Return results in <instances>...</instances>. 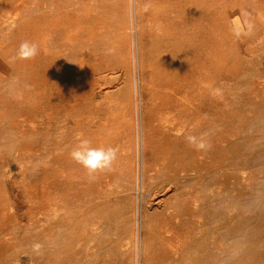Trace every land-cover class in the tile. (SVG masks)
<instances>
[{"label": "rangeland", "instance_id": "obj_1", "mask_svg": "<svg viewBox=\"0 0 264 264\" xmlns=\"http://www.w3.org/2000/svg\"><path fill=\"white\" fill-rule=\"evenodd\" d=\"M0 264H264V0H0Z\"/></svg>", "mask_w": 264, "mask_h": 264}, {"label": "clouds", "instance_id": "obj_2", "mask_svg": "<svg viewBox=\"0 0 264 264\" xmlns=\"http://www.w3.org/2000/svg\"><path fill=\"white\" fill-rule=\"evenodd\" d=\"M235 35L239 38L240 33ZM110 51H114L110 50ZM39 54V46L31 41H23L17 51L19 59H34ZM214 95H219V90L214 92ZM78 143L70 152L71 159L81 165L87 172L88 176L92 177L98 172L111 171L114 162L117 160L118 149L111 146L93 147L90 140L83 137V134H78ZM186 144L195 150H206L210 147L207 142L206 134L186 135L184 137ZM33 251L37 255H43V245L36 242L32 245Z\"/></svg>", "mask_w": 264, "mask_h": 264}, {"label": "bare ground", "instance_id": "obj_3", "mask_svg": "<svg viewBox=\"0 0 264 264\" xmlns=\"http://www.w3.org/2000/svg\"><path fill=\"white\" fill-rule=\"evenodd\" d=\"M38 8V7H37ZM134 27V26H133ZM63 31V30H62ZM66 31V30H65ZM57 35V34H56ZM60 35V34H59ZM58 37V36H57ZM142 68V67H141ZM140 71H141V69H140ZM139 87V86H138ZM139 89V88H138ZM137 89V90H138ZM247 95V94H246ZM27 96H29V95H27ZM121 96V95H120ZM246 97V96H245ZM120 98H123V97H120ZM139 98V97H138ZM96 103V102H95ZM137 108H138V106H137ZM139 109V108H138ZM138 112V111H137ZM188 117V116H187ZM141 118V117H140ZM144 119V118H143ZM189 119H190V117H189ZM140 121V120H139ZM143 122V121H142ZM141 123V122H140ZM140 125V124H139ZM141 125H143V124H141ZM188 125V124H187ZM185 127V126H184ZM142 129V128H141ZM144 129H146V128H144ZM191 130L192 129H189V128H187V129H185L184 130V132L182 133L183 134V136L185 137L186 135H189L190 134V132H191ZM202 130V129H201ZM144 131V130H143ZM140 132V131H139ZM200 132V131H199ZM171 133V132H170ZM181 133V132H180ZM180 133H177V134H179V135H181ZM145 134V133H144ZM143 135V134H142ZM141 136V135H140ZM178 136V135H177ZM182 136V135H181ZM142 137V136H141ZM145 137V135L143 136V138ZM148 140V139H147ZM141 148H140V151H141V185H146L147 184V182L149 181L148 180V178H151V180H153V178L154 177H150V176H148V175H145V162H144V153L145 152H147V151H145L144 149H146V148H144V145H143V143H142V139H141ZM144 142V141H143ZM149 142V141H148ZM148 146V145H147ZM139 151V150H138ZM145 151V152H144ZM176 155V154H175ZM140 156V155H139ZM138 156V157H139ZM185 156L188 158L189 157V154H188V151L185 153ZM147 157V156H146ZM185 157V158H186ZM145 159H147V158H145ZM178 159V158H177ZM139 161V160H138ZM138 164H139V162H138ZM157 163H155L154 165H156ZM140 165H138V166H140ZM153 165V164H152ZM192 163L190 162V160L188 159V160H186L184 163H183V168H182V170H183V173L182 174H177V177L176 178H170V177H168V179H167V181H172V182H176V181H180V179L182 180V182L181 183H184V186H186L185 188H186V190L184 191V194H182L183 196V205H184V211L182 212V217H183V219H184V224H183V227H184V231H185V233H186V237H189V235H190V232H191V221H192V217H193V215H194V204H193V202H194V193H193V190H192V182H193V180H194V176H193V174H192ZM157 171V170H156ZM147 173V172H146ZM176 173V172H175ZM160 175H161V173L160 174H158L157 175V177L155 178V180L157 181L158 179H159V177H160ZM174 175V174H173ZM172 177H174V176H172ZM161 178V177H160ZM140 179V178H139ZM148 180V181H147ZM139 181V180H138ZM172 182H170V183H172ZM176 184V183H175ZM173 185V184H172ZM167 186V185H166ZM181 186H183V185H181ZM180 187V186H179ZM176 188V187H175ZM138 189H140V187L138 188ZM178 189V188H177ZM165 190H167V189H165ZM179 190V189H178ZM184 190V189H183ZM183 190H182V192H183ZM173 192V191H172ZM171 192V193H172ZM181 192V191H180ZM181 192V193H182ZM166 193V192H165ZM176 192H174V194H175ZM179 194V193H178ZM173 196V195H172ZM179 196V195H178ZM169 197H171V196H169ZM177 197V196H176ZM169 199V198H168ZM171 199V198H170ZM173 199V198H172ZM174 199H176V198H174ZM140 200V199H139ZM141 201V200H140ZM174 201V200H173ZM177 201V200H176ZM175 201V202H176ZM181 201V200H180ZM170 202V201H169ZM171 203V202H170ZM173 202L168 206V211L166 212V216H167V219H170V222L171 223H174V227H177V224H178V221L176 220V219H179L180 218V216H181V214H179L178 212H177V210H179V209H174L175 208V204H173ZM178 204V203H177ZM168 205V204H167ZM142 205H140V207H141ZM172 206H174V208L172 207ZM177 206V205H176ZM140 207H139V210H140ZM169 207H172L173 208V210L171 209V210H169ZM143 208V207H142ZM164 209H166V206H165V208ZM141 212V211H140ZM145 213V212H144ZM143 213V214H144ZM140 214H142V213H140ZM147 216V215H146ZM240 216V215H239ZM181 217V218H182ZM140 218V217H139ZM138 219V218H137ZM243 219V218H242ZM246 219V218H245ZM251 219H253V218H251ZM137 221V220H136ZM169 222V223H170ZM171 223H170V225H171ZM45 228V227H44ZM141 228V227H140ZM65 234V233H64ZM174 237V235H173V231L171 230V231H169V234H168V238H170V239H172ZM141 238V237H140ZM176 247V246H175ZM180 253V252H179ZM175 254V253H174ZM208 255V254H207Z\"/></svg>", "mask_w": 264, "mask_h": 264}]
</instances>
